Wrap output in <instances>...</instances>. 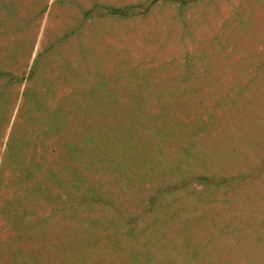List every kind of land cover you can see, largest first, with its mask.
Masks as SVG:
<instances>
[{
  "label": "rangeland",
  "instance_id": "374dc122",
  "mask_svg": "<svg viewBox=\"0 0 264 264\" xmlns=\"http://www.w3.org/2000/svg\"><path fill=\"white\" fill-rule=\"evenodd\" d=\"M0 264H264V0H0Z\"/></svg>",
  "mask_w": 264,
  "mask_h": 264
}]
</instances>
